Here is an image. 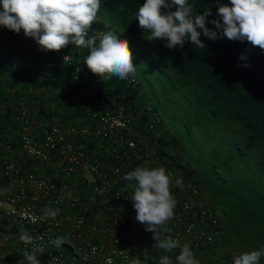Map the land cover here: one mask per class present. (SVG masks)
<instances>
[{
  "label": "built area",
  "instance_id": "built-area-1",
  "mask_svg": "<svg viewBox=\"0 0 264 264\" xmlns=\"http://www.w3.org/2000/svg\"><path fill=\"white\" fill-rule=\"evenodd\" d=\"M101 33L107 31L90 27L88 37L100 39ZM65 47L44 52L68 63L72 55ZM82 62L76 57L72 72L83 82L90 70ZM123 80L131 87L136 83L132 74ZM55 89L57 102L70 101L67 114L61 106L40 111L35 99L20 96L13 133L0 136V264H29L24 252L38 247L43 249L36 252L40 264H134L130 232L138 221L127 195L135 181L123 177L137 166H162L173 180L177 203L163 238L199 250L221 240L224 225L217 210L193 179L159 153L164 123L149 102L133 116L112 95L86 100L88 89L79 96L68 86ZM176 179L183 181L182 188L175 186ZM97 189L106 190L100 195ZM47 207L58 208L59 214L46 217ZM25 232L33 235L32 243L20 239ZM57 237L63 238L59 248L52 243ZM165 255L149 251L140 260L159 264Z\"/></svg>",
  "mask_w": 264,
  "mask_h": 264
},
{
  "label": "trees",
  "instance_id": "trees-1",
  "mask_svg": "<svg viewBox=\"0 0 264 264\" xmlns=\"http://www.w3.org/2000/svg\"><path fill=\"white\" fill-rule=\"evenodd\" d=\"M143 3L144 0H100V11L91 27L108 32L98 17L107 11L117 26L141 30L135 15ZM188 3L193 6V17L210 8L211 16L207 20L221 19L217 0H188ZM219 3L230 6V0ZM206 27L215 29L207 21ZM200 39L204 49L191 45L190 41L183 47L169 49L166 40L154 39L151 53L166 85L161 88L165 108L183 118L181 123L187 129L193 127L199 136L198 150L202 157H208L209 167L199 173L182 162V155L176 150L179 139L165 126L158 137V151L202 189L219 210L224 228L241 253L261 250L264 248V52L247 41L211 40L203 33ZM67 46L72 55L68 63L52 60L22 29L16 33L0 25V136L13 133L14 105L20 96L35 99L40 111L48 101L54 100L67 114L71 110L70 101L59 103L54 97L59 94L55 88L60 86L77 90V96L88 89L86 100L100 94L112 95L133 116H137L140 104L148 102L141 97L136 73L132 87L115 76L103 81L91 71L83 82L75 78L74 59L81 57L84 61L89 49L71 42ZM246 50L249 67H244L245 61L239 58ZM44 88L52 91L51 99L47 100L50 97L43 94ZM150 111L159 114L152 104ZM230 255L228 251L212 258L217 264H233L234 257ZM259 264H264V255Z\"/></svg>",
  "mask_w": 264,
  "mask_h": 264
},
{
  "label": "clouds",
  "instance_id": "clouds-1",
  "mask_svg": "<svg viewBox=\"0 0 264 264\" xmlns=\"http://www.w3.org/2000/svg\"><path fill=\"white\" fill-rule=\"evenodd\" d=\"M217 5V14L221 19L207 20L211 16V9L193 17V6L188 0H144L135 17L139 27L148 33V40L164 39L169 49L183 47L186 41L204 49L205 44L200 39L203 33L211 40L227 38L230 41H247L264 52V0H230V6L220 4L217 0ZM100 6V0H0V25L16 33L22 29L24 35L33 38L42 51H59L70 42L87 48L89 54L82 63L93 74L103 81L113 76L123 80L136 72L127 39H121L111 30L100 34L98 45L95 35L88 37V30L97 20ZM162 8L167 11H161ZM206 21L215 25V29L206 27ZM239 58L245 61L244 67L250 66L247 50ZM80 70L78 63L75 71ZM123 179L135 181V184L129 185L133 192L127 198L133 202L135 219L144 225L145 231L153 234L156 246L165 252L180 247L177 264H199L188 243L181 246L176 239H161L160 233L168 231L164 225L173 218L177 203L171 192L173 180L166 174V169L162 166H137L127 172ZM174 184L181 188L184 186L181 179H176ZM105 190L96 191L103 195ZM200 192L217 210L202 189ZM59 211L58 208L47 207L44 215L55 218ZM20 239L32 243L33 235L25 232ZM52 243L59 248L63 238L57 237ZM206 248L196 250L203 251ZM36 252L42 253L43 249L38 247L31 252H24L29 264H40ZM262 255L264 248L242 252L233 258V264H259ZM134 264L142 262L136 258ZM159 264H173V261L165 255Z\"/></svg>",
  "mask_w": 264,
  "mask_h": 264
},
{
  "label": "rangeland",
  "instance_id": "rangeland-1",
  "mask_svg": "<svg viewBox=\"0 0 264 264\" xmlns=\"http://www.w3.org/2000/svg\"><path fill=\"white\" fill-rule=\"evenodd\" d=\"M98 17L106 24L109 31L111 30L121 39H127L133 56V64L136 69L135 73L140 82L139 89L142 93L141 97L156 107L163 120L164 126L167 127L169 133L178 137L179 141L176 145V150L182 155V162L192 166L199 173L205 171L206 168L209 167L208 165L210 164V161L207 159L208 157H202V154L198 150L197 142L199 136L195 134L193 127L187 129L186 125L181 123V119L183 118L180 119L178 116L176 117L173 114H170L169 108H165L164 106V95L161 93V88L166 85L162 83L163 79L159 68L153 61L154 57L151 52L154 46V39L148 40L146 38L148 33L144 32L142 29L132 31L117 26L107 11L99 14ZM184 121L187 122L186 120ZM218 252V250L208 249L199 253L202 256H212ZM203 262L211 264L207 259Z\"/></svg>",
  "mask_w": 264,
  "mask_h": 264
},
{
  "label": "crops",
  "instance_id": "crops-1",
  "mask_svg": "<svg viewBox=\"0 0 264 264\" xmlns=\"http://www.w3.org/2000/svg\"><path fill=\"white\" fill-rule=\"evenodd\" d=\"M12 44L13 43L10 42L11 46ZM42 92L46 98L50 97V95L53 97V94L51 93L52 91H49V89L44 88ZM54 97L56 96L54 95ZM49 99H51V97L47 98V100ZM58 107L59 105H56L54 100H51V102L48 101L45 105V108L47 109H50V108L57 109ZM92 217L94 216L92 215ZM130 233H131L130 241L131 243H133V255L132 256H133L134 261L136 258L141 259L149 251L165 252L164 250L159 249L156 246V241H154L153 239V234L151 232L145 231L144 225H142L141 223L137 222L134 225V228ZM97 235H99L101 238H105L106 236L104 233L100 231L97 232ZM160 236H161V233H160ZM161 239H164V238L161 236ZM208 249L218 250L219 252L216 254H213L212 256H209V255L202 256L199 253L201 251H197L196 249L192 250L194 253V258L199 261V264H206L205 262H203L206 259L209 260L211 264H217L216 260H213L212 257L222 254L224 252H228V251L231 252V255H230L231 257H235L241 254L240 248L237 242L232 238V235L224 227H223V236L221 240L216 242L214 245L207 247L205 250H208ZM180 250H181L180 247H178V248L173 249L171 252H167L170 259L173 261V264H177L176 257L178 256ZM89 264H97V263H89Z\"/></svg>",
  "mask_w": 264,
  "mask_h": 264
}]
</instances>
